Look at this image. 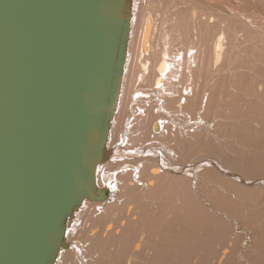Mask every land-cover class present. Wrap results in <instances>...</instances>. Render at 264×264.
Segmentation results:
<instances>
[{
  "label": "bare ground",
  "instance_id": "bare-ground-1",
  "mask_svg": "<svg viewBox=\"0 0 264 264\" xmlns=\"http://www.w3.org/2000/svg\"><path fill=\"white\" fill-rule=\"evenodd\" d=\"M130 3L106 198L53 264H264V0Z\"/></svg>",
  "mask_w": 264,
  "mask_h": 264
},
{
  "label": "water",
  "instance_id": "water-1",
  "mask_svg": "<svg viewBox=\"0 0 264 264\" xmlns=\"http://www.w3.org/2000/svg\"><path fill=\"white\" fill-rule=\"evenodd\" d=\"M130 0H0V264H53L68 217L103 200Z\"/></svg>",
  "mask_w": 264,
  "mask_h": 264
},
{
  "label": "rangeland",
  "instance_id": "rangeland-1",
  "mask_svg": "<svg viewBox=\"0 0 264 264\" xmlns=\"http://www.w3.org/2000/svg\"><path fill=\"white\" fill-rule=\"evenodd\" d=\"M255 38H256V43L259 41V40H262V38H261V36H255ZM257 55H260V54H262L263 52H264V43H262L261 44V42L259 41V45H257L256 46V48H254V50H253ZM259 64L262 66V67H264V55H263V57L261 58V61L259 62ZM261 67V68H262ZM219 113H221V112H219ZM222 114V113H221ZM223 117V116H222ZM226 124V125H225ZM224 127V129H230V128H232L233 127V125H231L230 123H228V121H223V122H221V126H220V128H222L221 130H223V127ZM223 133V132H222ZM229 134V133H228ZM115 190H117V189H115ZM110 191V189L109 190H107V192H109ZM204 191H208V192H210V190H209V188L208 187H206V190H204ZM107 203V202H106Z\"/></svg>",
  "mask_w": 264,
  "mask_h": 264
}]
</instances>
